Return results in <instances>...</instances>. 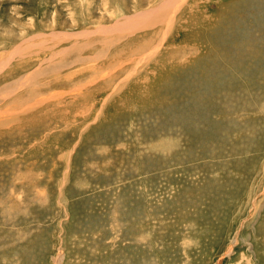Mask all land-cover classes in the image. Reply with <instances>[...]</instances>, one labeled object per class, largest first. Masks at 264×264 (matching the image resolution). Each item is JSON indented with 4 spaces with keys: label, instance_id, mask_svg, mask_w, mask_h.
I'll return each instance as SVG.
<instances>
[{
    "label": "rangeland",
    "instance_id": "374dc122",
    "mask_svg": "<svg viewBox=\"0 0 264 264\" xmlns=\"http://www.w3.org/2000/svg\"><path fill=\"white\" fill-rule=\"evenodd\" d=\"M0 264H264V0H0Z\"/></svg>",
    "mask_w": 264,
    "mask_h": 264
},
{
    "label": "bare ground",
    "instance_id": "6f19581e",
    "mask_svg": "<svg viewBox=\"0 0 264 264\" xmlns=\"http://www.w3.org/2000/svg\"><path fill=\"white\" fill-rule=\"evenodd\" d=\"M176 0H171V2L173 3V2H175ZM165 5H167V4H165ZM169 6V5H168ZM163 8V7H162ZM168 9V8H167ZM164 12V11H163ZM151 14H154V12L153 13H151ZM159 13H157V15H158ZM146 15L147 14H143L142 16H140V17H143V16H145L146 17ZM138 17V16H137ZM139 17V18H140ZM151 17H156V15H150L148 18H151ZM135 19L134 20V22H133V20L131 21V20H129L128 22H122L119 26L120 27H134L135 25H139V21H140V19ZM154 18H152V19H154ZM160 20V19H159ZM142 28V27H141ZM13 86V85H12ZM8 92V91H7ZM7 94V93H6ZM12 120V119H11Z\"/></svg>",
    "mask_w": 264,
    "mask_h": 264
}]
</instances>
